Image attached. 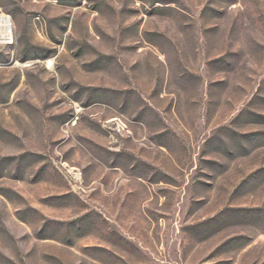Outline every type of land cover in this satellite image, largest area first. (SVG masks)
I'll list each match as a JSON object with an SVG mask.
<instances>
[{"label":"rangeland","instance_id":"obj_1","mask_svg":"<svg viewBox=\"0 0 264 264\" xmlns=\"http://www.w3.org/2000/svg\"><path fill=\"white\" fill-rule=\"evenodd\" d=\"M0 264H264V0H0Z\"/></svg>","mask_w":264,"mask_h":264},{"label":"bare ground","instance_id":"obj_2","mask_svg":"<svg viewBox=\"0 0 264 264\" xmlns=\"http://www.w3.org/2000/svg\"><path fill=\"white\" fill-rule=\"evenodd\" d=\"M12 40L11 23L7 16H0V44H10Z\"/></svg>","mask_w":264,"mask_h":264}]
</instances>
